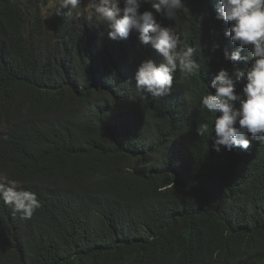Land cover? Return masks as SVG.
Listing matches in <instances>:
<instances>
[{
  "label": "trees",
  "instance_id": "16d2710c",
  "mask_svg": "<svg viewBox=\"0 0 264 264\" xmlns=\"http://www.w3.org/2000/svg\"><path fill=\"white\" fill-rule=\"evenodd\" d=\"M183 2L157 16L200 47L201 74L177 72L153 101L132 99L155 59L135 33L114 42L98 25V40L58 0H0V175L42 203L21 220L0 201V264H264V143L217 153L195 131L215 119L200 97L236 46L216 0Z\"/></svg>",
  "mask_w": 264,
  "mask_h": 264
},
{
  "label": "clouds",
  "instance_id": "9594fccd",
  "mask_svg": "<svg viewBox=\"0 0 264 264\" xmlns=\"http://www.w3.org/2000/svg\"><path fill=\"white\" fill-rule=\"evenodd\" d=\"M145 4L151 9L141 11ZM186 8L183 0H58L55 14L84 18L97 28L98 40L104 36L98 25L114 42L135 33L138 47L151 49L155 59L144 58L138 64L132 99L156 101L172 94L177 72L185 80L201 74L200 47L182 39L157 16L174 19ZM215 12V19L227 25L223 36L236 47L223 49L231 72L223 67L217 70L206 83L212 91L200 97V107L215 114V119L198 122L195 131L211 139L217 153L248 150L253 142L264 143V0H216ZM219 49L220 44L213 43L211 51ZM0 201L21 220H30L42 207L35 192L5 175H0Z\"/></svg>",
  "mask_w": 264,
  "mask_h": 264
},
{
  "label": "rangeland",
  "instance_id": "374dc122",
  "mask_svg": "<svg viewBox=\"0 0 264 264\" xmlns=\"http://www.w3.org/2000/svg\"><path fill=\"white\" fill-rule=\"evenodd\" d=\"M87 2V0H85V3Z\"/></svg>",
  "mask_w": 264,
  "mask_h": 264
},
{
  "label": "bare ground",
  "instance_id": "6f19581e",
  "mask_svg": "<svg viewBox=\"0 0 264 264\" xmlns=\"http://www.w3.org/2000/svg\"><path fill=\"white\" fill-rule=\"evenodd\" d=\"M205 1V0H204Z\"/></svg>",
  "mask_w": 264,
  "mask_h": 264
}]
</instances>
